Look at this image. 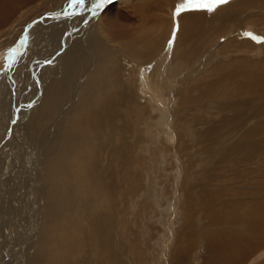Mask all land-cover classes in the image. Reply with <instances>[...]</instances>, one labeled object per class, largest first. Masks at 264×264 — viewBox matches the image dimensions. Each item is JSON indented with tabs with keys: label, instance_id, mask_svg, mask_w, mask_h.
Segmentation results:
<instances>
[{
	"label": "rangeland",
	"instance_id": "374dc122",
	"mask_svg": "<svg viewBox=\"0 0 264 264\" xmlns=\"http://www.w3.org/2000/svg\"><path fill=\"white\" fill-rule=\"evenodd\" d=\"M67 1L68 0H0V75H2V78V72L4 73L5 65L7 64L5 57L8 54V50L12 49V46L17 42L18 38L22 37L24 32L30 34L36 32L37 29L40 33L41 26V28H44L43 34H48L51 27L56 24V28L53 27V33L50 37L45 38L43 36L41 37L43 38L41 41L36 42L28 41L30 44H25L22 49V54L19 53L16 56L17 61L14 62V69L12 68V78L15 80L14 85L17 86L13 92H15L19 98L12 96V91L10 92L12 86L11 88H7V85L2 87L5 91L2 90V95L5 94L6 97L4 101L6 105L11 108L10 110L3 102H0V111L2 116L5 117L3 126L1 123L2 119L0 121V167H3L2 172L0 169V184H3L0 185V192L3 191L4 193H0V196L2 195L3 197H0V211L3 213H0V226L2 221H4L9 230V233L3 231L2 234L0 232V257L10 253L9 259H4V264L12 263L14 260L13 257L16 255L15 251L22 247L23 240L21 238V232L24 231L26 226H28V228L32 226L33 224L31 222L34 223V218L32 220L31 217L25 218V216L24 223H27V225H24L22 229H18V231L13 230L12 225H10L12 224L11 220L9 221L10 203L13 200L15 202L17 200L18 202L20 201L21 206V204L23 205V197L25 198L24 201L29 199H32V203L35 201L33 204L35 205V211H37L36 216L39 218L38 230L39 228L40 230L34 238L29 241L27 240V243H25V257H23L22 264H73L72 261L77 254L73 255L67 253L68 249L82 247L79 256L85 258V254L82 253L83 248L86 250V248L90 246V249L95 250L97 247L96 249L100 250L107 245L106 240H99L102 233H104L103 239L110 234L119 241L118 243L121 245L120 248L123 253L127 254L125 257L126 264H216L217 262L215 260L222 254L213 252L211 248L212 245L210 246V240L214 237V233H217V238H220L221 235H226V241L229 242L230 250H227L228 252L231 253V251H233L232 253H235V251L238 252L241 248L246 249L245 254L236 264H264V151L255 154L253 156L254 158L252 157L253 161L248 164L247 162L244 164H242V162H237L241 159H236V161L232 160L230 163L227 162L229 159L224 158L222 159L223 161H219L220 166L217 165L214 169L209 168V166H211L209 159L201 162L202 164L196 163L194 167L188 160L189 158L186 154L188 151L183 136L184 126L183 124L176 125L174 121H172L174 112L180 108L177 107L175 101H170L168 104L170 110L167 111L166 114L170 119H167L165 124L163 122L155 133H151V140L141 151V155L145 157L150 156L151 158L148 170H141L140 172V176H145V181L141 187L144 190L141 191L139 186L141 181L139 184H136L138 181L137 179L134 181L129 180L122 186L126 187L131 183L129 192L125 190V187L123 188L128 194L132 190H135V187L140 188V193H135L134 196L130 198L131 201L129 199V206H131V209H134V214L126 215V211L124 217L125 221L122 218L117 228H109L107 225V218L109 217L110 219L111 215H113V202L116 203V196L114 195V191L117 189V183H115L117 182L115 169H117L120 176L122 171L109 161V157H112V155L107 150L101 148V142L105 141L106 138H110V132L108 129H104L103 132V129H101L103 122L99 123V118L104 114V108H107L110 104H108L107 101L105 104L104 100H101L97 86L98 80L102 78L105 90L117 87L118 76L114 75L113 69L120 58L119 52L116 51L119 45L115 44L116 47L113 48L116 42H112L115 41L113 36L105 33L104 28L109 26V22L113 30L117 27L116 24H114L115 20H111L115 13H117V9H115L116 5H124L122 9L125 15L119 14L116 16V19L123 20V24L128 21L125 16L132 13L130 9L133 5L123 3L125 0L112 1L102 10L103 15L107 12L103 19H99L96 14L93 15L90 11H81L79 8H76L78 9V13H80L77 16H73L75 17L72 22L73 24L66 26L62 33H69V37L74 29L70 32H68V29L78 28L84 18V23L91 22L92 19H96V23H98L94 32L89 30V28L86 29V31L88 30V34L85 35L87 37L86 39L79 37L85 44L89 45L88 47L93 51V56H96V62L93 63L92 69H88V75H86L84 81L81 82L84 70L81 71V67H76V63L78 66L80 64L77 62L78 58L74 57L76 55L74 52L80 51L79 45H77L79 38H76L80 33H77L76 36L72 38V47L70 49L73 50V53H71L70 50L66 51L67 49H65V47L63 49L61 48L59 52L57 50L54 51L50 57L44 56L49 53L50 49H48L38 54V56H41V58L39 57L40 62L37 63V60L33 59V49L39 50L44 48L46 41L52 39V37L56 36L58 33L57 26L59 22L66 18L61 15V13L68 5L66 4ZM92 1L95 0H86L85 5ZM137 3L138 7H136V12L138 14L140 13L139 19L142 20L144 24H147L148 19L155 18L156 16H173L176 6L182 2L181 0H138ZM91 6H88V8H91ZM109 9L113 10L109 11ZM243 10L244 11L239 14L238 20H236V26L227 24L225 28L219 30L222 32H219L217 28L214 34L215 37L213 35L206 38L201 34V38L197 40L201 42L197 44V47L202 46L200 47V53L201 55H205L203 58H206L208 62H206L205 59L202 60L204 63L199 64L201 65L200 72L193 78L190 77L189 82L192 81L193 84L196 82L195 80H197V78H205V80L201 82L213 79L214 75H212V71L210 72L212 67L220 63L230 62L231 58L228 57L230 55H232L234 60L240 58L246 59L255 53V49L252 50L246 46L248 39L252 38L250 36H245V33H251L255 36H262V38H264V23L259 21L260 18H264V7L254 6L253 8H243ZM82 12H84V14H82ZM57 14V19L52 21L49 20V16ZM136 17L138 18V16ZM36 18H38V21L35 20ZM168 18L167 21H169ZM175 18L173 19L174 23L172 22L171 36L161 41L162 46L160 50L162 49L164 56L171 50L173 51L175 47H179L180 43H182L180 41V33L183 30V25L180 24V21H177L179 16ZM252 19L256 20V23L251 22ZM32 21L34 24L27 27V24ZM100 22H105L103 28H100V25L102 27V23ZM135 23L138 24V21ZM212 26L213 25L207 28V30L211 29ZM167 27L168 25L166 27L163 25L158 29V32L157 30L154 32V35L157 34V39L161 40L162 32H165L164 30L165 28L167 29ZM174 28H177V31L173 40V45L169 48L168 41L173 39ZM59 38H61V36ZM98 41L101 45H97ZM117 41H125V38ZM108 43L112 45V47L110 46L111 51L105 50ZM260 44H264V41L260 43L256 42L257 51L259 50L258 46H260ZM147 47L148 46L141 48L139 51L144 52ZM183 48L184 50L187 49L186 45ZM123 53L125 55V60L133 64L138 65L147 61L145 57L138 56L134 52L126 51ZM227 53L228 55H226ZM89 54L90 53L86 51V56H90ZM160 56H158V58H160ZM225 58H227V60H224ZM47 60H52L53 63L45 64L44 62ZM193 60V64H195L196 61L195 59ZM20 62L23 64L22 67H24V75L26 74V78H24V76H16L19 70L17 64ZM84 64L86 66V63ZM96 67H98L97 70L99 71L98 76L95 71ZM132 69L134 68H131V70ZM174 75L171 77V80L175 78ZM87 76L89 79L91 76H97L98 78H95V80L90 83L88 82ZM7 78L6 75V79ZM8 80L9 79H7V81ZM238 80L242 79L238 78L236 82H239ZM85 81L89 85L87 83L85 84ZM1 82L3 84V80ZM77 82H81V84H79L83 87L82 90L80 87L78 93ZM173 87H175V85H173ZM248 88L249 87L243 89L237 87L217 88L218 90L215 89V92L211 94L206 102H204L205 100L201 101L202 103L204 102L202 110L205 112L207 110L216 111L217 106L221 102L232 99L238 105H244V110L249 112V118H239L237 120L231 119V110L225 112V117L223 116L227 119L225 125H222L220 116L219 120H217L221 123V132L217 135L219 139L232 138V130L243 120L246 122H243L239 129L242 135H245L250 128L253 129L257 123H264V115L261 117L257 116L258 111L264 109V91H261V96V87ZM85 90L87 91L84 93ZM22 94L25 95L24 99L21 96ZM86 94L90 96V99L84 98L85 96L83 95ZM201 102L200 106L202 105ZM152 103L155 104L154 102ZM29 105H31V107H29ZM79 105L81 106L79 107ZM142 106L143 105L137 108V116H139V118L136 121V131L141 127L150 128L147 124L152 126V123H156L157 121L154 115L158 116V111L164 114L166 111H164L163 108H167L165 107L166 104H162V106L158 107V111H153V113L155 112L154 114L149 113V116L147 115V111L145 113L146 108L143 109L145 106ZM210 107L213 108L210 110ZM236 108L238 109V106H236ZM23 109L27 116L22 118L20 111ZM84 109L85 111L83 112ZM60 111L63 114H60ZM213 111H211V114H213ZM10 114H13V117L10 116ZM55 119H58V121ZM150 120L152 122L151 124L148 123ZM13 121H15V123H13ZM25 122L28 123L26 128L31 131V133L29 132L30 136L26 135L27 130L24 129ZM114 122L115 124H121L122 119H114ZM15 125L18 127H14ZM99 128L102 130L103 134L102 132L99 133ZM116 133L118 134L112 137H118L119 139L121 136L118 130H116ZM241 133L236 136H239L238 138L240 140L243 139ZM34 138H36V140ZM256 138L261 139L260 142L264 141L263 128L261 134H258ZM18 139L23 142L24 147L18 142ZM6 146L9 148L7 151H5ZM88 148L91 151H89ZM192 150H194V148ZM69 151H71V153ZM37 152L38 154L36 155ZM195 153L198 154L200 152L194 150L193 154ZM258 154L261 156H258ZM6 157L9 158V160H7ZM11 158L13 162L9 166L8 161L10 162ZM35 159L38 163L37 165L34 164ZM93 160L94 162H92ZM132 164L131 169L133 171V176H135L134 174L140 171L144 161L139 160V162ZM203 169L204 172H206L205 175L200 174ZM213 170L215 171L213 172ZM27 171L32 172L33 175L36 176L33 178V182L35 181V184H37L36 188L34 187L35 189L32 183L29 181L26 182L25 180ZM144 171H148L150 184L147 180V176L143 173ZM202 176H206L205 179H203ZM22 177L24 178V186L23 184L22 186L20 185V190L17 186L20 184L19 179ZM125 178L126 177H124V179ZM136 178H138V176ZM10 179L12 183L9 184L8 187L7 185L5 186L6 183L4 182L10 181ZM197 184L202 185L211 192L208 197L212 196L213 198H211L210 201L205 200L207 202L204 203L200 197H195V199L190 196V193L196 190L195 187L198 186ZM200 188L201 187L197 188L198 191H200ZM4 190L7 192L5 193ZM198 191L196 190L193 193L196 194ZM179 193L181 194L179 195ZM126 202L128 204V201ZM126 202L119 201V209H121V212L125 208ZM184 203H193L192 207L195 210L191 211L189 207L186 210ZM3 204L9 207H5ZM224 205H226L227 208H225ZM207 207H209V210ZM196 209H198V211ZM38 214H41L40 217ZM105 215H108L106 220ZM208 222H211L210 225ZM44 226L46 228H43ZM91 228L93 232L87 233ZM101 228H103V230H101ZM109 229L111 232H109ZM12 231L15 232V235L12 234ZM48 231L50 232L48 233ZM188 231L196 233V240L189 246L188 250H186L183 247V235H186ZM27 233L28 232H26V234ZM8 260H10L11 263ZM90 260L91 258H85L86 262ZM13 264H15V261Z\"/></svg>",
	"mask_w": 264,
	"mask_h": 264
},
{
	"label": "bare ground",
	"instance_id": "6f19581e",
	"mask_svg": "<svg viewBox=\"0 0 264 264\" xmlns=\"http://www.w3.org/2000/svg\"><path fill=\"white\" fill-rule=\"evenodd\" d=\"M112 1H115V0H111V2ZM137 1L138 0H135V1L134 0L133 1L125 0V2H123V3L133 5V7L130 9L132 13L125 16L128 21H126L124 24H123L122 19H121L122 21L116 19L117 15L124 14V10L122 9L124 7V5L123 6H120L119 4L116 5L115 9H117V13H115V15L113 16V18H111V20L112 21L115 20L114 24H116L117 27L113 30V27H112L111 23L109 22L108 23L109 26L104 28L105 33L113 36V39L115 41H112V42H116V43H114L113 48L116 47L115 44L119 45V48H116V51L119 52L120 58L118 59L119 61H117L115 68L113 69L114 75L118 76L117 87L105 90L103 87L102 78L100 80H98V86H97L98 87V94H99V97H101V100H104L105 104H106V101L108 102V104H110V105H108L107 108L106 107L104 108V114L99 118V123L103 122L102 123L103 126H101V129H103V132H104V129H108L110 132V135H109L110 138H106L105 141L101 142L102 143L101 148L107 150L112 155V157H109V161L112 162L114 164V166L118 167L122 171V174L120 176L117 169H115V171H116L115 175H116V179H117L116 180L117 182H115V183H117L116 184L117 189L114 191V195L116 196V203L113 202V215H111L110 219H109L108 215H105V220L108 217L107 218L108 219L107 225L109 226L110 229H112L114 227L117 228V226L121 223L122 218H123V220L125 219L124 217H125L126 211H127L126 215L134 214V209H131V206H129V202L131 201L130 198L132 196H134L135 193H137V192L140 193V188L142 187V184L145 181V176H143V177L140 176V172H141V170H146V169L148 170L149 161L151 160L150 156L145 157L144 155H141V151L151 140V138H150L151 133L152 132L155 133L156 130L158 129V127L163 122L165 124L167 122L166 120L170 119L166 114L167 111L170 110V108L168 106L170 101H172V102L175 101V103L177 104V107H180L179 109H177L174 112V115L172 117V121H174V123L176 125L183 124V126H184L183 136H184L186 148L188 151V152H186V154L189 158L188 160L190 161V163L194 167H195L196 163L202 164L201 162H204L205 160L209 159L210 160L209 162H211V164H210L211 166H209V168L214 169L217 167V165L220 166L219 161L224 159V158L229 159V160H227V162H230V163L232 160L236 161V159H241V160H238L237 162H242V164L247 162V164H248V163H251L253 161L252 157L255 154L264 151V141L260 142L261 139L256 138V136L258 134H261L262 128L264 129V123H257L253 127V129L250 128L245 133V135H242V133L239 131V129H240L241 124L243 122H246L243 120V121L239 122V125H236L234 130H232V135H231L232 138L228 137V138H224V139H219L217 137L218 133L221 132V130H220L221 123H219L217 121V120H219V117L221 116L222 125H225L227 123V119L224 118L225 112L231 110L230 117H231V119L233 118V120H237L239 118H241V119L249 118V112H247V110H244V108H245L244 105H238L232 99L229 101L221 102L217 106L216 111L211 110L214 106L210 107L209 109L211 111H213V114H211V111H209V110H207L206 112L202 110V106L204 105V102H206V100H208L210 98L211 94L214 93L215 89H217V88L237 87V88L243 89L245 87H249L250 89H252L253 87H261L260 88V95L262 96V92L264 91V44H260V46H258L259 50L257 51L256 42L252 39H248L246 46L252 50L255 49V53L251 57L246 58V59L240 58V59H234L233 60L232 55H230V56H228L229 58H231L230 62L225 61L226 63H220V64H217L214 67H212L210 72L212 71V75H214L213 79L206 81V82L203 81L204 82L203 83L201 81L205 80V78L204 79L203 78H200V79L197 78V80H195L196 81L195 83L192 84V81L189 82L190 77L193 78L194 76L198 75V73L200 72L201 65H199V64L204 63V62H202V60L205 59L206 62H208L206 58H203L205 55H201V53H200V47H202V46L197 47V44L201 42V41H197L201 38V34H203L206 38H208V37H211L215 34L217 28L219 31V30H222L223 28H225L227 26V24L236 26V24H237L236 20H238L239 14H241L244 11L243 8H251V7L253 8L254 6H263L264 7V0H230V2L228 4H226L222 7H219L216 11H214L212 13H209L206 11H188V12L185 11V13L183 12L179 16V19L177 18V21H180L181 22L180 24L183 25L182 26L183 30L180 33L181 34L180 41L182 43H180L179 47H175V49L173 51L171 50L169 53H166L167 57H166V55L164 56V54L162 53V49L160 50V48L162 46L161 41H164L165 38L170 37L172 34L171 29H172V24L174 23L173 22V19H174L173 16L172 15L168 16L169 18L167 16H165V17H157L156 16L155 18L148 19L147 24L146 23L144 24V22H142V20L139 19L140 13L138 14L136 12V7H138ZM94 2L95 1L88 2L84 6V8L87 9L88 6H91ZM181 2L183 3V0H181ZM68 3H69V0L66 2V4H68ZM106 6H107V4H105L102 8L97 10L96 16L99 17V19H101V18L103 19L105 14L107 13L106 12L103 15V12H102L104 7H106ZM112 10L113 9H111V10L109 9V11H112ZM70 11L78 12V9L74 8V9H70ZM82 14H84V12H82ZM57 16H58V14L49 16V20H51V21L55 20V19H57ZM136 16H138V18ZM167 18L169 19V21H167ZM74 19H75V17L70 16V17H66L63 21L59 22V24L57 26L58 27V29H57L58 33L56 34V36L52 37V39H48L46 41V45L44 48H41L39 50L36 49L37 51L33 49V55H34L33 59H36L37 63L40 62V58H41V56H38V54L45 51V50H48V49H50L49 53L45 54L44 56L50 57L54 51L57 50L59 52L61 50V48L63 49L65 47H66L65 49H67L66 51L70 50V52L73 53V50L70 49L72 47V43H71L72 38H74L77 33H80L76 38L81 37V38L86 39L87 37L85 35L88 34V30L86 31V29L89 28V30L94 32L96 26H98V23H96V19H92L91 22H85L84 23V20H85V18H84L83 22L79 25L78 28L68 29V32H70L72 29H74V30H72V34H70L68 37L69 33H67V32L62 33V31L66 26L72 25L73 24L72 22ZM35 20L38 21V18H36ZM35 20H34V22H35ZM43 21H45V20H43ZM137 21H138L139 25L135 23ZM259 21L264 23V18L263 17L260 18ZM32 22L27 24L28 26L27 25L26 26L30 27L31 25L34 24V22L33 23ZM251 22L256 23V20L252 19ZM100 23H102V27L100 25V28H103V25L105 22H100ZM86 25L89 27H87ZM163 25H164V27H166L168 25V27H167V29L165 28V30H164L165 32H162L161 40H160V39L156 38L157 34L154 35V32L156 30L158 32V29L160 27H162ZM211 25H213L212 28L207 30V28H209ZM55 26H56V24H54L53 27L56 28ZM41 27H40V33H39V30L37 29L36 32H32L30 34L24 32L22 37L24 35H27L28 41L36 42V41H41L43 39L41 37H43V36L45 38H48L52 35L53 29H54L53 27H51L50 32L48 34L45 33V35L43 34L44 28H41ZM169 27H171V28H169ZM219 32H222V31H219ZM60 36H61V38H59ZM71 36H73V37H71ZM22 37L18 38L17 42L12 46V48L19 49L20 54H22V49L25 46V45L21 46L20 41H21ZM214 37H215V35H214ZM81 38H79V40L77 41V45H79L78 47L80 48V51L74 52V54H76L74 57L78 58L77 62H79V64H80L78 66V64L76 63V67H81V71L84 70V74H83L82 80H81V82H83L85 79V76L88 75V69H92L93 63L96 62V58H95L96 56L95 57L93 56V51L90 50V47H88L89 45L85 44ZM122 38H125V41H117V40H120ZM127 38H130V39H127ZM153 41H157V42H153ZM28 44H30V43H28ZM97 45H101L99 41H98ZM185 45H186L187 49L184 50L183 47ZM104 46H106V45H104ZM110 46L112 47V45L108 43V46L105 47V50L111 51ZM146 46H148V47L144 52L139 51L141 48H145ZM86 47H88V48H86ZM86 51H88V53H90L89 54L90 56H88V55H87L88 57L86 56ZM126 51L134 52L138 56H143L147 59V61L145 63H141L138 65L133 64L130 61L125 60V55L123 52H126ZM31 53H32V51H31ZM31 53H28V54H31ZM226 55H228V53ZM158 56H160V58H158ZM16 59H17V57H16ZM16 59H15V62L17 61ZM193 59H195V61H196L195 64H193V62H194ZM224 60H227V58H225ZM7 63H10V61H7ZM84 63H86V66ZM17 65H18V69H19L18 70L19 74L17 72L16 76H19V77L24 76V78H26V74L24 75V67H22L23 64H21V62H20ZM13 67H15L14 63H12V67L10 69L5 70L4 73L2 72L3 78H2V75H0L1 76L0 82L3 80V84H2V82L0 84V88H1L0 102H3L5 104V106L7 108H9L10 110H11V108L8 107V105H6V103L4 101L6 97H5V94L2 95V90H3L2 87H4V85H7V88L8 87L11 88V86H12L13 89L11 88V90H10V92L12 91V93H11L12 96L15 98L16 97L19 98V96L15 92H13V90L17 87L16 85H14L15 80L12 78V72H13L12 68ZM98 67H99V65H98ZM98 67H96V69H95V71L97 72V76L99 75V71L97 70ZM131 68H134V69L131 70ZM91 72H92V70H91ZM6 75L8 77L7 79H9L8 81L6 79ZM173 75L175 78H173V80H171V77ZM97 76L96 77L91 76L90 79L87 76L88 82L92 83L95 80V78H98ZM27 78H30V77H27ZM238 78H241L242 80H238L239 82H236V79H238ZM81 82H79V83L81 84ZM79 83L77 82V93L81 87ZM86 83L87 82L85 81V84ZM173 85H175V87H173ZM204 86H205V90H204ZM82 89H83V87H81V90ZM86 91L87 90H85L84 93ZM117 91H118V93H117ZM221 92H223V91H221ZM21 96L24 99L25 95L22 94ZM83 96H85L84 97L85 99L86 98L90 99V96L87 94L83 95ZM156 97H158V98H156ZM220 99H221V97H220ZM201 101H204V102L202 103ZM152 102H154L155 104H153ZM200 102L202 103L201 106H200ZM213 102H215V101H213ZM162 104H164V105L166 104L165 107H167L166 109L163 108V110L166 111V112H164V114H161L158 111V107L162 106ZM81 105H79V107ZM141 105L145 106V107H143V106L142 107H143V109L146 108L145 113L147 111V115H149V113H153V111H158V116L154 115L155 120H157L156 123L154 121H153L154 123H152L151 120L148 122L150 124L152 123V126L147 124V126L150 128L141 127L138 131H136V128H135L136 121L139 118V116H137V108L140 107ZM236 106H238V109L236 108ZM79 107H78V109H79ZM64 108H66V107H64ZM204 108H206V107H204ZM84 111H85V109L83 110V112ZM97 111H98V109H97ZM20 113H21L22 118L27 116L26 112H24V109L21 110ZM60 114H63V113L60 111ZM165 114H166V116L164 117ZM263 115H264V109L259 110L257 113V116L261 117ZM10 116L13 117V114H10ZM117 118L122 119L121 124H115L114 119L116 120ZM1 119H2L1 123L3 126V122L5 120V117L2 116L1 111H0V121H1ZM231 119H230V121H231ZM55 120L58 121V119H55ZM143 120H144V118H143ZM113 124H114V126H113ZM26 126H28L27 122L24 123V129L27 130L26 135H29V132L31 133V131H29V129H27ZM104 126L105 127L108 126V127L105 128ZM14 127L17 128L18 126L15 125ZM101 129L99 128V133L102 132ZM116 130H118V132L120 133L119 135L121 137L119 139H118V137L117 138L112 137L113 135L118 134V133H116ZM6 132H8V131H6ZM103 132H102V134H103ZM240 133L243 137L242 140H240L238 138L239 136L236 137ZM5 134H7V133H5ZM29 138H32V137H29ZM34 139L36 140V138H34ZM18 142L24 147V144L21 140L18 139ZM6 144H8V143H6ZM193 148H194V150H197L202 154H200V153L193 154V152H194V150H192ZM203 148H204V150H203ZM8 149H9L8 146H6L5 151H7ZM89 151H91V150L89 149ZM69 152L71 153V151H69ZM37 154H38V152L36 153V155ZM32 155H33V153H32ZM32 155H30V156L33 157ZM259 155L260 154H258V156ZM90 157H92V156H90ZM6 159L9 160V158H7V157H6ZM12 160L13 159L11 158L10 162L8 161L9 166L12 164V162H13ZM139 160L140 161L143 160L144 164L142 165L140 171L138 173H135L134 174L135 176H133L131 164L135 163V162H139ZM15 162H17V161H15ZM92 162H94V160ZM34 164L35 165L38 164L36 162V159H35ZM96 166H98V165H96ZM2 168L3 167H0L1 172H2ZM204 169L200 172L201 175L206 174V172H204ZM191 170H193V169H191ZM207 170H208V168H207ZM13 171H14V169H13ZM214 171L215 170H213V172ZM7 173H6V175H7ZM10 173H11V170H10ZM26 173H27V176L25 179L26 182L29 181L30 183L33 184V188L34 187L36 188L37 184H35V181L33 182V178L35 175H33V173L29 172V171H27ZM143 173H145V175L147 176V180L150 184L148 171L147 172L144 171ZM137 176H138V178H136ZM124 177H126V178L124 179ZM205 177L206 176H202L203 179H205ZM135 179L138 180L136 182V184H139V182L141 181L140 185H139L140 188L135 187L136 189L132 190L128 194L127 192H129V190H130V184L131 183L128 184L129 186H126V187L124 186L125 190L127 192H125L123 190L124 187H122V186L124 185L125 182L127 183V181H129V180L134 181ZM19 181H20V184L17 186L18 189H20L19 188L20 185L22 186V184H23V186H24V178L22 177L21 179H19ZM4 183H6L5 186L7 185V187H8L9 184L12 183V180L10 179V181H6ZM203 184H205V183H203ZM0 185H3V184H0ZM199 187H201L200 191H198V189H197ZM195 188L198 192L196 194L193 193L196 190L191 192L190 193L191 197H193V198H195V197L199 198L200 197L204 203L207 202L205 200L210 201V199L213 198L212 196L208 197L211 194V192L209 190L205 189L202 185H198ZM18 189H17V191H18ZM143 190L144 189L141 188V191H143ZM185 191H187V190H185ZM6 192L7 191H5V193ZM23 192H24V190H23ZM0 193L2 194L3 191ZM25 194H26V192H25ZM180 194L181 193H179V195ZM138 195H140V194H138ZM6 196H8V195H6ZM0 197H2V195ZM206 197H208L209 199ZM221 197H223V196H221ZM193 198H192V200H193ZM12 199H13V196H12ZM129 199H130V201H129ZM22 200H23L22 201L23 205L21 204L22 207L20 206V201L18 202L16 200V202H15L13 200L10 203V219H9V221L11 220V222H12V224H10V225H12L13 230L18 231V229H22L24 227V225H27V223L26 224L24 223L25 218L31 217L32 220L34 218V223L31 222L33 225L32 226L29 225L30 226L29 228H28V226H26V228H24V231L21 232V234H22L21 238L23 240L22 241L23 242L22 247L19 250L15 251L16 255H15V257H13L14 260L12 261V263L10 260H8V261H10L11 264H13L14 261H15V264H22L23 257H25L24 256L25 255L24 249H25V245H26L25 243H27V240L29 241L30 239L34 238L36 236V234H38V231L40 230V228L38 230L39 218H37V216H36L37 211H35L36 210L34 208L35 205L33 204L35 201L33 203H32V199L24 201L25 200L24 197ZM119 201H123V202L128 201V204L126 202V206L122 210V212L120 211L121 209H119L120 208L119 207ZM7 204H8V202H7ZM192 204L186 203L184 205L186 207V210L188 207L190 208L191 211L195 210V209H193ZM3 205L5 207H7L9 204L8 205L3 204ZM109 205H110V203H109ZM237 206H239V205H237ZM224 207L227 208L226 205H224ZM207 208L209 210V207H207ZM25 209H26V211H25ZM33 210H34V212H33ZM196 210L198 211V209H196ZM210 210H212V209H210ZM4 212H7V211H4ZM0 213H2V211H0ZM105 213L108 214L107 212H105ZM40 215L38 214L39 217H40ZM240 218H242V217H240ZM208 223L210 225L211 222H208ZM216 227H219V226H216ZM43 228H46V227L44 226ZM103 228H101V230H103ZM110 229H109V232H111ZM42 230H44V229H42ZM3 231H6V232L9 231L7 229L6 223L4 221H2L1 226H0V232L2 234H3ZM26 232H28V233L26 234ZM49 232L50 231H48V233ZM91 232H93L92 228H91V230L87 231V233H91ZM12 234L15 235V232L12 231ZM42 234H43V232H42ZM195 234L196 233H194L192 231H188V233H186V235H183V237H184L183 238L184 239L183 240L184 249L188 250L189 246L192 243H194V241L196 240ZM216 236H218L217 233H214V237L210 240L211 241L210 246L212 245L211 246L212 251L215 253L222 254L221 255L222 257L220 256L218 259L215 260L217 262L216 264H221V263L222 264H236L237 262H239L241 257L245 254L246 249L241 248L238 252L235 251V253H232L233 251H231V253H230L227 251V250H229V242L226 241V235H221L220 238H217ZM103 238H104V233H102V236L99 239V240H101V239L106 240L107 245H105L104 248H102L100 250L96 249L97 247L96 248L94 247L95 250L90 249V246L87 247L86 250H84V248H83L82 253L85 254V258H91V260L89 262H86L85 258L79 256V252L82 249V247L81 248L80 247L69 248L67 253H71L73 255L77 254L74 257L72 263L73 264H80V263H82V264H126L125 257L127 254L123 253L122 249L120 248L121 245L118 243L119 241H117L114 238V236H111L110 234H108V236L105 239H103ZM197 238H198V236H197ZM235 238H237V237H235ZM47 241H49V240H47ZM99 244H100V242H99ZM124 249H125V247H124ZM9 255H10V253L6 256L0 257V264H4V259L5 258L9 259L8 258ZM212 263H213V261H212Z\"/></svg>",
	"mask_w": 264,
	"mask_h": 264
},
{
	"label": "snow or ice",
	"instance_id": "6c2138e0",
	"mask_svg": "<svg viewBox=\"0 0 264 264\" xmlns=\"http://www.w3.org/2000/svg\"><path fill=\"white\" fill-rule=\"evenodd\" d=\"M111 0H95V2L92 4L91 8L85 9V3L86 0H69V3L65 10L61 13V15L65 17H70L74 15H78V12L70 11L69 9L79 8L81 11L87 10L93 13V15L96 14L97 10L102 8L105 4L110 3ZM230 2V0H183V3H180L176 6L175 11L173 13V17L180 16L185 11H207L209 13H212L216 11L220 6L226 5ZM177 28L173 29V39H170L168 41V47L171 48L173 45V40L175 38ZM245 36H250L254 41L257 43H260L264 41V38L255 36L251 33H245ZM21 46L28 43V36L24 35L21 38ZM19 54V49L12 48L8 50V54L5 57L6 61H10V63H7L5 65V70L10 69L12 67V63L15 62L16 56ZM45 64H51L53 63L52 60H47L44 62ZM31 107V105H29ZM15 123V121H13Z\"/></svg>",
	"mask_w": 264,
	"mask_h": 264
},
{
	"label": "water",
	"instance_id": "95a60500",
	"mask_svg": "<svg viewBox=\"0 0 264 264\" xmlns=\"http://www.w3.org/2000/svg\"><path fill=\"white\" fill-rule=\"evenodd\" d=\"M27 33V32H26Z\"/></svg>",
	"mask_w": 264,
	"mask_h": 264
}]
</instances>
